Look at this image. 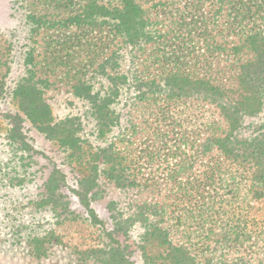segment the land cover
<instances>
[{
	"label": "trees",
	"instance_id": "obj_1",
	"mask_svg": "<svg viewBox=\"0 0 264 264\" xmlns=\"http://www.w3.org/2000/svg\"><path fill=\"white\" fill-rule=\"evenodd\" d=\"M17 1L33 38L12 91L20 112L6 110L10 137L23 120L49 125L91 200L103 182L131 190L144 264H264V127L243 126L264 101V0ZM58 84L87 100L106 143H86L68 118L53 122L44 94ZM59 186L52 173L43 182L64 210ZM112 226L110 242L122 230ZM81 239L82 258L134 264L117 239L108 251L101 237Z\"/></svg>",
	"mask_w": 264,
	"mask_h": 264
},
{
	"label": "rangeland",
	"instance_id": "obj_2",
	"mask_svg": "<svg viewBox=\"0 0 264 264\" xmlns=\"http://www.w3.org/2000/svg\"><path fill=\"white\" fill-rule=\"evenodd\" d=\"M23 9L17 0H0V264H101L94 258H82L77 252V248H84L81 237L87 235L92 239L88 245H95L96 239L101 237L103 243L100 245L107 251L111 246L117 247L115 239L119 240L120 249L128 246L125 252L134 251L131 256L134 264H144L137 250L143 223L134 217L131 190L103 182V197L91 200L77 183L83 170L72 163L68 156L70 150L57 139H52L49 125L23 120L18 127L21 137H10L13 132L9 131V122L14 119L6 110L17 111L12 91L25 74L24 52L32 46L33 38L29 37L32 35L31 26ZM5 60L9 72L3 65ZM102 81H96L95 86ZM44 97L51 106L53 122L68 118L74 123L73 132L86 143H106L95 136V122L86 99L71 93L65 84L50 88ZM121 111L124 117L127 108ZM128 114H133V110L129 109ZM243 126L244 133L264 127V101L261 112L244 117ZM51 173L58 179L59 191L70 196L67 209H53L46 199L43 182ZM108 202L115 213L107 209ZM112 213L115 215L113 220L109 217ZM73 214L80 219L71 220ZM82 216L85 217L83 220ZM92 217L103 221L104 227L103 223L93 226L89 222ZM114 223L120 224L122 230L121 233L113 232L110 242L108 229ZM41 236L44 238L43 248L31 249V245L37 247ZM249 263L256 264L252 260Z\"/></svg>",
	"mask_w": 264,
	"mask_h": 264
}]
</instances>
